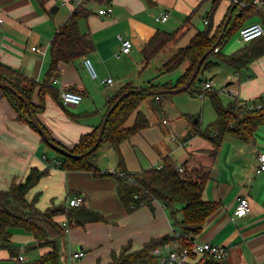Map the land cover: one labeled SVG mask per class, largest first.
<instances>
[{"label":"crops","instance_id":"obj_1","mask_svg":"<svg viewBox=\"0 0 264 264\" xmlns=\"http://www.w3.org/2000/svg\"><path fill=\"white\" fill-rule=\"evenodd\" d=\"M232 1L218 0L213 9L211 0L94 2L90 6L92 13L81 17L78 27L93 41V49L86 57L92 61L96 77H91L84 67V56L70 63L61 62L58 75L50 85L46 84L52 91L41 94L40 86L48 75L51 39L75 4L73 0H0V62L37 82L30 98L34 106L42 104L36 117L56 142L72 148L81 135L92 132L101 124L108 97L127 82L139 89L148 82H159L156 80L161 74L159 69L166 59L176 49L187 45L198 31L210 29L214 33L230 10ZM253 2L257 10L264 11V1ZM107 6L111 7L109 15L97 12ZM161 13H166L167 19L155 21ZM206 19L207 23L204 22ZM250 22H259L264 29V18L259 14L247 18L244 24ZM157 30L177 32L165 44H171L168 57L152 69V60L165 46L147 64L141 48ZM122 39L132 43L127 53L120 51ZM246 44L236 30L221 46V52L231 54ZM183 63L186 68L187 63ZM214 68L215 71L213 68L208 70L209 76L205 79L214 81L213 76L219 74L223 78L220 87L233 85L240 100H264V53L238 69L223 62ZM149 70L151 74H146ZM106 78H111L112 83H103ZM165 82L172 83V78L161 83ZM69 89L82 95L81 101L73 107L63 105L60 99L61 91ZM182 91L185 90L161 96L147 95L137 109L149 120L148 126L122 142L118 152L106 143L101 144L96 150V164L103 175L95 176L88 171L59 168V154L45 143L29 122L19 117L0 88V189L22 181L32 167H48V173L29 191L28 198L38 193L37 206L44 209L59 203L66 205L68 197L82 196L83 205L103 214L105 221L71 227L66 236L69 262L95 264L99 259L105 263L110 259L111 250H118L128 241L132 249H139L151 238L172 235L174 228L168 210L160 202L154 201L152 207L143 205L126 212L117 194L116 179L110 174L118 170L120 157L126 170L139 172L158 166L162 158L168 156L176 167L207 169L209 177L202 196L220 205L195 238L225 246L229 264H264V172L255 171L257 156L264 153V121L256 126L251 138L225 137L218 150H214L211 141L196 133L194 127L196 121L200 127H205L214 119L203 126L199 116L192 121L194 112H181L184 122L176 124L168 120L177 117L174 108H182L185 99L171 98L163 105L161 98ZM144 100L149 101L154 111L155 107L159 108V113H154L157 122L144 110L147 107ZM231 101L228 97L226 103ZM134 116L131 115L128 125L132 124ZM240 198H246L249 211L238 217L234 210ZM56 219L60 223L65 217L61 214ZM26 236L32 240L29 234ZM72 242L77 249L85 251L84 257L76 262L70 258ZM134 264L151 263L140 259Z\"/></svg>","mask_w":264,"mask_h":264},{"label":"trees","instance_id":"obj_2","mask_svg":"<svg viewBox=\"0 0 264 264\" xmlns=\"http://www.w3.org/2000/svg\"><path fill=\"white\" fill-rule=\"evenodd\" d=\"M211 1L213 9L218 0ZM94 2L107 4L109 0H81L74 5L72 11L53 35L50 42L51 58L48 75L43 85L40 86L41 94L46 90L52 91L46 84L50 85L58 75L59 63H70L75 58L86 56L93 49V41L90 36L79 30L78 20L92 13L90 6ZM255 13L264 18V11L257 10L253 0H242L232 9L230 19L220 39L218 37L227 14L214 33H211L210 29L198 31L187 45L176 49L159 69L161 73L172 72L183 62H186V68L174 82H148L147 86L140 88L141 92H131L122 96L123 93L137 88L130 82L123 84L107 99V110L113 105L115 106L108 116L98 147L106 143L118 152L122 142L148 126L149 120L137 109L141 101L147 95L170 94L169 91L166 93H158V91L180 88L186 84L198 59L211 48L212 50L202 61L195 78L187 88L183 89L199 96L208 95L216 115L214 120L205 127H200L196 121L195 132L208 138L213 144L214 150H218L225 137L245 140L251 138L256 126L264 121V107L248 109L237 106L234 101L224 104L217 90L202 89V84L206 80L202 75L219 62L238 69L264 53L263 35L248 41L245 46L231 54L221 52V46L231 34L245 25L244 21ZM176 32L157 30L141 48L144 63L147 64L174 37ZM255 41L258 42L252 44ZM215 48H217L216 51ZM0 82L4 84L3 87H0L4 96L13 105L19 117L29 122L30 114L26 101L30 113L38 120L36 112L42 107V104L34 106L30 100L37 82L21 75L2 62H0ZM12 90H15L16 93ZM69 90L72 91V89ZM121 96L122 98L119 99ZM133 114L135 116L132 124L128 125L127 121ZM42 127L47 132L49 140L58 147L63 148L66 152L82 155L73 157L55 149L60 156L57 163L59 168L69 171H88L95 176L103 175L96 164L98 147L88 152L96 140L100 125L95 127L92 132L81 135L72 148H66L56 142L46 128L43 125ZM42 139L48 144L43 137ZM183 167L184 172H179L172 159L165 156L158 166L139 172H130L124 168L120 157L118 170L110 174L116 179L117 194L126 212H131L143 205L152 207V203L158 201L168 210L174 230L187 235V239L191 242L220 205L219 202L206 200L202 196L205 182L209 177L208 170L199 166L190 170ZM47 173L48 167L43 169L32 167L22 181L12 182L7 189H0V249L7 254L5 258L10 261L21 251L11 241L14 228L21 229L32 237V243L24 247L26 252L42 251L37 259L29 261L28 264H61L56 239L65 236L66 233L56 219L57 215H64L71 227L84 226L89 222L105 221L103 214L83 204L69 206L63 203L65 208L59 211L51 210L54 205L40 209L37 206L39 194L35 193L30 199L27 195ZM171 239V235L151 238L139 249H132L131 243L128 241L118 250L110 251L108 262L102 263L97 259L95 264H134L140 259H146L151 264H158L156 258L151 255V250ZM190 259V262L185 264H229L227 259L219 261L209 255L191 254Z\"/></svg>","mask_w":264,"mask_h":264},{"label":"built area","instance_id":"obj_3","mask_svg":"<svg viewBox=\"0 0 264 264\" xmlns=\"http://www.w3.org/2000/svg\"><path fill=\"white\" fill-rule=\"evenodd\" d=\"M81 0H73L74 4H78ZM257 1V0H255ZM111 7H101L97 12L101 15H109ZM167 19L166 13H161L155 17V21L163 22ZM2 18L0 16V24ZM205 23L208 22L206 19ZM263 27L259 22H250L243 25L239 29V35L242 41L248 42L260 35H263ZM132 43L127 39L121 40V52L127 53L130 51ZM35 49V47H32ZM215 51L217 48L214 49ZM118 56V54H117ZM83 65L88 71L91 77H96V71L93 66L92 61L84 56ZM103 83H112L111 78H106L102 80ZM213 81L212 79H206L202 84V89H212ZM219 94L228 95L232 101L236 103L237 106L248 108V109H261L264 107V100H255V101H243L238 98V91L236 87L230 84H225L223 87L219 88L217 91ZM60 99L63 105H77L81 99L82 95L75 91L63 90L60 93ZM258 162L255 168L256 173L264 172V153H259L257 156ZM177 170L179 172H184L183 166H178ZM84 203V199L80 195H74L73 197H68L66 205L69 206H79ZM249 211V206L246 198H240L238 204L234 210V214L238 217L244 216ZM60 225L63 227L66 234L70 232L71 225L69 222L64 219L60 222ZM172 239L168 242H165L159 246L154 247L151 250V255H153L158 264H185L190 262L191 254L196 256L209 255L215 258L216 260H225L228 257V249L220 244H214L209 241H198L196 238L191 242L187 239V235L182 234L180 231H173ZM70 258L80 259L84 257L85 251L82 249H76L75 251L70 250ZM29 259L26 257V254L21 250L12 260V264H28Z\"/></svg>","mask_w":264,"mask_h":264},{"label":"rangeland","instance_id":"obj_4","mask_svg":"<svg viewBox=\"0 0 264 264\" xmlns=\"http://www.w3.org/2000/svg\"><path fill=\"white\" fill-rule=\"evenodd\" d=\"M161 26V25H159ZM203 27V25H202ZM200 29H201V25H200ZM171 50V44H167L164 47V50H161L158 55L152 60V64H151V68L154 69L155 66H160V64L168 57V54ZM185 68V64H181L176 70L170 72L169 74H164L161 73L159 74L156 78L157 81L159 82H163L164 80H167L168 78H172V82L176 79V77L178 75H180L183 70ZM212 70L215 71V68H213ZM152 72V71H151ZM150 70L146 73V74H151ZM209 72L210 71H206L202 77H208L209 76ZM163 75H166L163 77ZM151 77V76H150ZM149 77V79H150ZM215 77V80L213 81V88L214 90L219 91V87L222 84V76H220L219 74H217L216 76L214 75L213 78ZM155 79H152V81H156ZM222 101L223 102H227L228 100V95L225 94H219ZM178 97H183L185 99V101L182 104V108H174V111L177 112V117H171L168 120H173L176 124H179L181 122H184V118L183 114L181 112H194L195 116L192 118V121H194V119H196V116H199V120L201 121V123L203 124V126H205L206 124H208L209 122H211L214 119V110L213 107L209 101V97L208 95H203V96H199L196 93L195 94H191L190 91L185 90L176 94H171V96H168L167 98H164L162 100V104L164 105V103H169V100L172 99H176ZM230 98V97H229ZM148 100H144L143 103H146V108L144 109L146 112H148V114L150 115V118L154 121L157 122L156 120H154V113H159L158 107H155V111L153 110L152 106H150L148 104ZM179 115V116H178ZM159 117V119L162 118L161 115H157ZM106 147V146H104ZM13 234H15V236L12 238V243L16 246L19 247L20 250H22L25 254L26 257L29 259V261H32L34 259H37L40 255V251L39 250H34L31 252H26L24 250V247L28 244L32 243V240H30L29 238H27L26 233L18 228H14L13 229ZM66 236L67 234H65V236L63 237H58L56 239V245L58 247V252H59V260L61 264H70L69 262V257H68V242L66 240ZM29 239V240H28ZM72 246V250L75 251L77 249V246L74 245V243H71ZM6 253L3 251H1L0 249V264H12V261L6 259ZM77 260L75 259L74 262H76Z\"/></svg>","mask_w":264,"mask_h":264},{"label":"water","instance_id":"obj_5","mask_svg":"<svg viewBox=\"0 0 264 264\" xmlns=\"http://www.w3.org/2000/svg\"><path fill=\"white\" fill-rule=\"evenodd\" d=\"M241 1H242V0H234V1H233L232 5H231V7H230V10H229L228 13H227L226 19H225V21H224V23H223L222 31H221V33H220L218 39H220V37L222 36V34H223V32H224V30H225L227 24H228V21H229L230 16H231L232 9H233L238 3H240ZM54 8H55V7H54ZM53 10H54V9L52 8L51 11H53ZM211 50H212V48L209 49L208 51H206V52H205V53H204V54L198 59V61L196 62L195 66H194V68H193V70H192V73H191L190 79H189V81H188L186 84H184V85H183L182 87H180V88H175V89H170V90H161V91H158V93H166L167 91L173 93V92H178V91H181V90L187 88L188 85L190 84V82H192V80L195 78V76H196V74H197V72H198V70H199V68H200V65H201L202 61L205 59V57L209 54V52H210ZM3 86H4V84L0 82V87H3ZM12 91H13L14 93H16L15 90H12ZM131 92L139 93V92H141V90H140L139 88L131 89V90H129V91L123 93L122 96H124V95L127 94V93H131ZM122 96H121L119 99H121ZM25 103H26V105H27V109H28V112H29V114H30V117L28 118L29 123H30L34 128L37 129V131L42 135V137L48 142V144H49L51 147H53V148L56 149V150H60L62 153L67 154V155H70V156H73V157H81V156H82V155H75V154H72V153L66 152L63 148L58 147L54 142L50 141V140H49V136H48L47 132L45 131V129H43L42 125L38 122V120L35 118V116H33V115L30 113V109H29V105H28V103H27L26 101H25ZM115 104H116V103H115ZM68 106H69V107H73L74 105L69 104ZM114 106H115V105H113L112 107H110V108L106 111V113H105V115H104V117H103V120H102V122H101V124H100L99 130H98V133H97V136H96V140H95L94 144L92 145V147L90 148V150H89L88 152L93 151V150H95V149L98 147V145H99V143H100V141H101V136H102V133H103L104 127H105V125H106V121H107V119H108L109 114H110L111 111L113 110ZM194 121H195V119H194ZM64 208H65V205L62 204V203H59L58 205H55L54 207H52L51 210H52V211H59V210H63Z\"/></svg>","mask_w":264,"mask_h":264}]
</instances>
